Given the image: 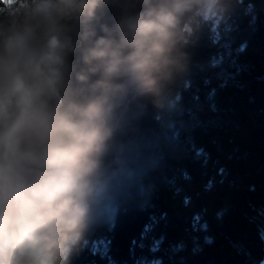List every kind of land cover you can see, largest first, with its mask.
<instances>
[{
    "label": "clouds",
    "instance_id": "9594fccd",
    "mask_svg": "<svg viewBox=\"0 0 264 264\" xmlns=\"http://www.w3.org/2000/svg\"><path fill=\"white\" fill-rule=\"evenodd\" d=\"M228 6L0 0V264H68L126 97H161Z\"/></svg>",
    "mask_w": 264,
    "mask_h": 264
},
{
    "label": "trees",
    "instance_id": "16d2710c",
    "mask_svg": "<svg viewBox=\"0 0 264 264\" xmlns=\"http://www.w3.org/2000/svg\"><path fill=\"white\" fill-rule=\"evenodd\" d=\"M228 5L161 97L129 101L68 264L263 261L264 0Z\"/></svg>",
    "mask_w": 264,
    "mask_h": 264
},
{
    "label": "water",
    "instance_id": "95a60500",
    "mask_svg": "<svg viewBox=\"0 0 264 264\" xmlns=\"http://www.w3.org/2000/svg\"><path fill=\"white\" fill-rule=\"evenodd\" d=\"M115 11L116 10L115 9H112V8L107 9L106 10V18L112 17L115 14ZM76 55L77 54H73V56L71 57V59L72 60H75L76 59ZM135 96H137V95L134 94V93H129V95L126 97L123 105L121 106V108L118 111L117 120H116V126H117V123H118L119 119L121 118V116L127 110L129 101L132 100Z\"/></svg>",
    "mask_w": 264,
    "mask_h": 264
},
{
    "label": "rangeland",
    "instance_id": "374dc122",
    "mask_svg": "<svg viewBox=\"0 0 264 264\" xmlns=\"http://www.w3.org/2000/svg\"><path fill=\"white\" fill-rule=\"evenodd\" d=\"M114 211H115V210L113 209V211H112V214H111V215H113ZM111 217H112V216H111ZM262 262H264V259H263V261H262ZM262 262H261V263H262ZM261 263H260V264H261Z\"/></svg>",
    "mask_w": 264,
    "mask_h": 264
},
{
    "label": "bare ground",
    "instance_id": "6f19581e",
    "mask_svg": "<svg viewBox=\"0 0 264 264\" xmlns=\"http://www.w3.org/2000/svg\"><path fill=\"white\" fill-rule=\"evenodd\" d=\"M261 264H264V262H262Z\"/></svg>",
    "mask_w": 264,
    "mask_h": 264
}]
</instances>
